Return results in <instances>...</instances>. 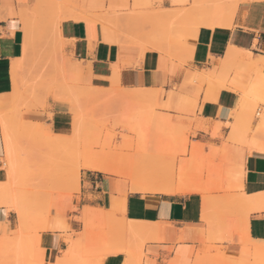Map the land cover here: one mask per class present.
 Segmentation results:
<instances>
[{"label": "crops", "instance_id": "0c3cea01", "mask_svg": "<svg viewBox=\"0 0 264 264\" xmlns=\"http://www.w3.org/2000/svg\"><path fill=\"white\" fill-rule=\"evenodd\" d=\"M181 2L161 0L154 7L181 11L176 5ZM39 3L40 0H0V184L8 181L3 161L5 133L11 139L8 115L21 98L43 94L31 91L36 86L34 76H30L34 70L27 51L29 41L54 35L62 42L65 55L78 63L68 66L69 73H78L84 82L100 90H130L123 96L132 100L151 96L133 89L168 91L173 85L178 89L184 77V70L173 73L166 42L142 53L136 47L122 48L112 44L110 29L93 19L71 15L55 25L44 24L34 17ZM219 8L215 7L213 15L202 13L191 19L200 27L195 29L190 43L187 66L198 73L209 71L211 77L210 84L203 86L196 109L201 127L194 140L198 143L197 161L207 170L203 183H197L199 189L186 190L150 177L149 185L157 182L163 187L129 192L116 178L105 176L109 174L83 168L79 193L55 200L48 227L39 234L45 263L67 262L73 249L66 239L78 240L76 245L85 243L89 230L84 217L99 213L124 217V236L115 244L103 246L101 254L91 257L88 264H192L195 254L206 250L214 240H224L223 247L229 254L240 251V233L244 238L248 234L251 239L264 240V198H259L264 196V151L255 149L252 142L253 137L264 142V130L251 116V103L245 98L249 92L263 106L264 95L258 94L257 89L264 76V0L237 2L228 14ZM208 20L219 28L203 26ZM103 37H107L106 41ZM227 64L237 67L224 80L220 72ZM28 118L42 120L45 131L55 135L47 139L51 145L70 129L67 109L51 94L41 118ZM243 119L251 125L255 123L251 137L239 141L238 128ZM219 185L229 187L226 212L215 203L221 195L216 190ZM205 186L211 187V198L206 197L209 193ZM15 213L0 203V236L17 228Z\"/></svg>", "mask_w": 264, "mask_h": 264}, {"label": "rangeland", "instance_id": "374dc122", "mask_svg": "<svg viewBox=\"0 0 264 264\" xmlns=\"http://www.w3.org/2000/svg\"><path fill=\"white\" fill-rule=\"evenodd\" d=\"M181 1L176 4L182 9L179 11L154 7L161 0H40L34 17L44 24L55 25L71 15L93 19L110 29L114 36L112 44L122 48L136 47L141 53L166 42L173 73L184 70V77L178 89L174 85L168 91L133 89L151 93V96L132 100L123 96L130 90L121 87L100 90L84 82L78 73H69L68 66L78 63L71 62L63 51L62 42L54 35L45 40L29 41L27 51L34 70L30 76H34L36 86L31 91L43 94L21 98L8 115L15 148L11 167L16 180L10 186H0V194L5 199L10 197L7 201L19 205L17 209L21 207L25 228H18L15 213L17 228L1 235L4 237L0 241V264H47L43 260L39 234L48 227L55 200L79 193L80 172L84 170L81 167L89 159L110 165L115 173L105 176L116 178L124 191L130 192L135 185L153 190L163 187V183L157 182L149 185L150 177L153 181L167 180L186 190L199 189L197 183H203L207 170L197 161L198 143L194 140L201 127L196 109L203 86L210 84L211 77L209 71L198 73L187 66L191 59L190 43L194 40L195 29L200 27L191 23V19L202 13L213 15L216 6L228 14L237 2L254 0ZM236 67L232 64L222 66L220 78L226 80ZM260 80L257 93L264 95V76ZM49 94L63 104L70 115L69 132L56 138L54 142L60 139L62 142L56 145L49 144L47 138L55 135L45 131L42 120L28 118L29 115L41 118ZM245 98L248 103L253 102L252 117H256L254 113L261 112L262 106L249 92ZM254 123L251 125L243 119L237 140L250 138ZM23 128L26 134L21 132ZM28 129L33 133L28 134ZM204 190L209 193L206 197L211 198V187L205 186ZM216 190L221 195L215 203L226 212L229 187L219 185ZM88 218L84 217V221L88 225L89 238L81 245H76L78 240L66 239L69 248L72 246L73 256L64 264H88L91 257L101 254L107 243L115 244L123 238L124 217L99 213ZM239 237L237 254L225 251L224 240H214L206 250L195 254L192 264H263V257L256 249L264 240L251 239L248 234L244 238L241 233Z\"/></svg>", "mask_w": 264, "mask_h": 264}, {"label": "bare ground", "instance_id": "6f19581e", "mask_svg": "<svg viewBox=\"0 0 264 264\" xmlns=\"http://www.w3.org/2000/svg\"><path fill=\"white\" fill-rule=\"evenodd\" d=\"M205 11V10H204ZM211 14V13H210ZM209 22H205V23H203V26H208L209 27V29H210V27L211 28H213V30L214 29H217V28H219L218 26H215V25H217L216 23H214V22H212L211 20H208ZM106 36L108 37V35L106 34ZM107 37H103L104 38V40L106 41V39H107ZM114 37V36H113ZM125 38V37H124ZM110 39V38H109ZM116 40V39H115ZM157 42V41H156ZM80 94V93H79ZM94 96V95H93ZM251 101H254V100H251ZM255 102V101H254ZM262 103V110H261V112H255L254 113V116L256 115V117H253V118H257L258 119V125L260 126V128L262 129V130H264V101H262L261 102ZM254 110V106H253V102H252V104H250V106H249V111H250V114H251V116H252V111ZM257 110V109H256ZM76 115V114H75ZM14 119V118H13ZM3 124V123H2ZM20 124V123H19ZM78 125V124H77ZM24 128H25V126H24ZM23 128V129H24ZM34 128V127H33ZM78 128V127H77ZM3 129V128H2ZM18 129H20L19 127H18ZM31 129V128H30ZM5 132H6V130H5ZM22 133L23 132H25V134L27 133V130H25L24 129V131L22 130L21 131ZM32 131L30 130L29 131V129H28V134L30 133V134H32L31 133ZM36 132V131H35ZM76 132V131H75ZM3 133H4V131H3ZM16 133V132H15ZM39 133H40V131H39ZM20 135V134H19ZM4 137V136H3ZM42 137H43V135H42ZM48 139V138H47ZM56 139V138H55ZM52 140V139H51ZM59 140V139H58ZM253 141V144H254V147H255V149H257V150H260V151H264V142H262V141H260V140H258L257 138H255V137H253V139H252ZM11 141V142H10ZM5 142H6V148H5V160H3L4 162H5V167L7 168V172H8V176H7V182H5V183H2V184H0V186H10V185H12V184H14L13 183V181H15L14 180V176H16V175H14V171H13V169H12V167H13V163L12 162H14L15 161V159L13 160V158H14V156H15V148H13L14 147V145H11V143H12V140L10 139L9 140V138H8V136H7V134L5 133ZM60 143H62L61 142V139H60V141H59ZM59 142H53V145H56V143H59ZM61 145V144H60ZM14 154V155H13ZM90 160V161H89ZM89 160H87V161H85L83 164H82V167L81 168H85V169H89V170H94V171H98V172H101V173H104V174H113V173H115V171L112 169L111 170V167H109L108 166V164H106V162H103V161H101V160H91V159H89ZM12 166V167H11ZM118 174V173H117ZM73 177V176H72ZM12 182V183H11ZM10 183V184H9ZM132 190H139V191H142V192H145V191H153V189H151V188H145L143 185H140V186H133L132 187ZM4 196H0V203H2V205L3 204H8V207L9 208H11L12 210H14L16 213H17V215H18V228L19 229H23V228H25L24 227V224H23V220H24V217H23V212H22V210L20 211V208L19 209H17L18 207H16V206H19V205H13L12 203H10V202H13V201H7V199H9V198H7V199H5V198H3ZM258 197L259 196H257V199H258ZM253 198V197H252ZM256 198V197H255ZM254 198V199H255ZM259 198H264V196L262 195V197H259ZM14 199V198H13ZM254 199H251V203H253L254 204V202H255V200ZM16 200H14V202H15ZM263 203H264V201L263 200H261ZM259 203H261V202H259ZM17 204V203H16ZM5 206V205H4ZM19 210V211H18ZM22 212V213H21ZM19 229L17 230V232L19 231ZM21 231V230H20ZM20 233V232H19ZM3 237H4V235H3ZM3 237H1L0 236V241H1V239L3 238ZM8 239V238H7ZM264 242V241H263ZM8 244V243H7ZM7 244H6V249L8 248L7 247ZM9 246H10V244H9ZM244 247H246V245L244 246ZM256 249V248H255ZM254 249V250H255ZM5 250V249H4ZM257 254H259V255H261L262 257H263V259H262V261H261V263H263L264 264V244L263 245H258L257 246ZM7 251V250H6ZM7 255H8V252H7ZM258 255V256H259ZM6 258V257H5Z\"/></svg>", "mask_w": 264, "mask_h": 264}, {"label": "snow or ice", "instance_id": "6c2138e0", "mask_svg": "<svg viewBox=\"0 0 264 264\" xmlns=\"http://www.w3.org/2000/svg\"><path fill=\"white\" fill-rule=\"evenodd\" d=\"M53 215H56V213H52ZM5 215H6V213H5Z\"/></svg>", "mask_w": 264, "mask_h": 264}]
</instances>
